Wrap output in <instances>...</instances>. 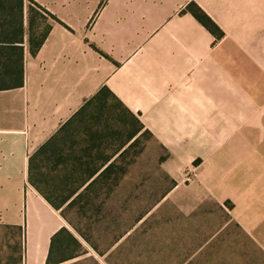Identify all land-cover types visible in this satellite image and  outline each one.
Returning <instances> with one entry per match:
<instances>
[{"label": "crops", "instance_id": "crops-1", "mask_svg": "<svg viewBox=\"0 0 264 264\" xmlns=\"http://www.w3.org/2000/svg\"><path fill=\"white\" fill-rule=\"evenodd\" d=\"M32 2L54 16L36 55ZM191 2L222 37L185 11ZM24 3L25 83L0 90V226L23 230L22 264H47L54 235L66 227L30 182L38 171L30 158L104 87L168 151V173L203 158L195 181L179 182L167 199L172 245L158 251L156 264H264V0ZM248 110H259L260 128L250 151L240 133ZM235 134V152L213 145Z\"/></svg>", "mask_w": 264, "mask_h": 264}, {"label": "rangeland", "instance_id": "rangeland-1", "mask_svg": "<svg viewBox=\"0 0 264 264\" xmlns=\"http://www.w3.org/2000/svg\"><path fill=\"white\" fill-rule=\"evenodd\" d=\"M51 21L50 15L40 11L36 25L45 27ZM107 101L110 103L107 110L88 108L65 128L62 136L70 140L69 147L71 143H79L75 146L78 154L83 153L85 144L82 139L86 134H89V141L92 136H98V139L95 138L98 147L89 150L92 154L87 157L98 161L91 168H97L110 156L116 164L114 173L92 189L84 190L83 187L79 196L76 194L66 202L64 199L79 187L83 175H68L71 166L66 167V172L61 166V170L34 174L37 188L59 207L56 211L68 229L64 241L56 247L53 260L67 259L61 262L65 264H156L158 251L163 252L167 245H172L169 226L175 210L167 199L171 198L172 189L179 182L187 188L195 181L203 158L195 159L182 174L168 173L165 168L168 151L160 147L144 129L140 130L139 142L130 146L134 140L130 143L128 140L137 129V122L125 114L112 98H107ZM246 114L249 121L242 126L240 133L251 139L244 143V150L250 151L253 149V136L260 133L256 123L259 110H248ZM102 119L103 123L93 125ZM101 136L108 138L104 139L105 142L100 141ZM230 140L233 141L213 145L235 152L238 146L236 134ZM125 142L128 144L122 151L126 149V152L121 156L119 149ZM24 251L23 230L0 226V264H22Z\"/></svg>", "mask_w": 264, "mask_h": 264}, {"label": "trees", "instance_id": "trees-1", "mask_svg": "<svg viewBox=\"0 0 264 264\" xmlns=\"http://www.w3.org/2000/svg\"><path fill=\"white\" fill-rule=\"evenodd\" d=\"M32 4H35L32 2ZM30 6L31 19L29 21V46L30 53L32 55H36L44 44L46 38L49 35L51 26L45 25V27H41L36 25V21L38 16H40V11L45 12L47 15H51L47 10L42 8L41 6L35 4ZM24 10L25 3L24 0H0V90L2 89H11L21 87L25 83V35H26V27H25V18H24ZM186 12H191L204 26H206L209 30L213 32V34L220 38L223 36V31L221 28L215 23V21L205 12L203 9L196 3L191 2L186 10ZM112 98L117 105L122 109L125 114H129V116L133 117L137 122V129H135L128 140L130 143L134 140L132 144L139 142L141 138L140 130L144 128L143 124L140 120L126 109L123 104L113 95V93L107 88L104 87L100 90L98 95L86 105L78 114H76L61 130L60 132L54 136L51 142L47 143L43 146L36 154H34L30 160L34 165H36L37 172L30 173V182L37 188L36 183L34 182V174L43 175L45 174L43 168L46 167L45 170L48 172L52 170H61V166L64 167L63 171H67V166H71L70 172H67L68 175H73L74 173L83 175L81 182L79 183V187L75 188L73 194L64 199V202L69 201L74 195L78 194L79 191L83 188L84 190L92 189L99 181L104 179L105 177L109 178L111 174L114 173L115 160H112V157L107 156L103 161V163L97 168H91V166L97 164V160H89L87 157H91V152L89 150H93V148L98 147L95 142V138L91 137V141L83 140L85 147L82 154H78L77 150H75V146L77 143H71V147L68 146V142L70 140L65 139L62 136L63 131L66 127H68L74 119L79 116L85 110H88L91 104L96 103L99 100ZM148 135L152 137V134L149 131H146ZM105 136H101L99 139L104 140ZM81 143V144H83ZM125 142L123 146L119 149L121 152L124 147L128 144ZM89 146V147H88ZM79 151L80 153L82 152ZM126 149L121 152V156H124ZM45 161V163H44ZM43 166H41L40 164ZM82 170L83 172H78ZM78 184V183H77ZM38 189V188H37ZM44 197L53 205L55 209L59 207L53 202V200L47 194L43 193L40 189H38ZM78 194L77 196H79ZM74 200V199H73ZM68 233L67 227L61 228L53 237L52 247L50 256L48 258L47 264H58L64 262L66 260H58L54 261L53 256L55 255L57 245H61L64 241V235ZM70 257L71 258H74Z\"/></svg>", "mask_w": 264, "mask_h": 264}]
</instances>
